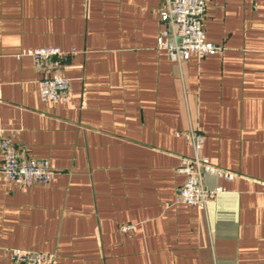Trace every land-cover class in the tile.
Returning a JSON list of instances; mask_svg holds the SVG:
<instances>
[{
    "label": "crops",
    "instance_id": "0c3cea01",
    "mask_svg": "<svg viewBox=\"0 0 264 264\" xmlns=\"http://www.w3.org/2000/svg\"><path fill=\"white\" fill-rule=\"evenodd\" d=\"M163 2L0 0V135L55 171L0 176V264H16L9 248L53 264H264V0H208L222 49L179 61L158 47ZM43 46L68 52L67 100L41 97L22 52ZM191 127L235 172L206 174L223 190L201 206L175 201Z\"/></svg>",
    "mask_w": 264,
    "mask_h": 264
},
{
    "label": "built area",
    "instance_id": "2783aa9c",
    "mask_svg": "<svg viewBox=\"0 0 264 264\" xmlns=\"http://www.w3.org/2000/svg\"><path fill=\"white\" fill-rule=\"evenodd\" d=\"M208 0H164L159 8L162 28L158 37V47L165 50L174 60H182L207 54H215L222 46L207 40L204 17ZM22 53L31 55L41 74L39 79L41 97L45 101L67 100L70 91V79L63 72L61 60L67 51L59 46L27 48ZM183 135L193 146L192 155L180 156L178 171L185 178L179 186L175 201L191 205H206L221 186L207 187L206 174H216L231 179L235 172L213 164L210 158L200 150L205 135L191 127ZM0 176L22 185L49 184L54 170L49 159L32 157L22 152L8 136L0 135ZM122 226V230L132 228ZM11 258L16 264H53L55 254L22 248H9Z\"/></svg>",
    "mask_w": 264,
    "mask_h": 264
}]
</instances>
